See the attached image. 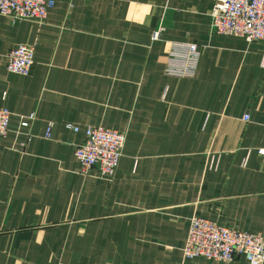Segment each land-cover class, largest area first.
<instances>
[{"label":"crops","instance_id":"0c3cea01","mask_svg":"<svg viewBox=\"0 0 264 264\" xmlns=\"http://www.w3.org/2000/svg\"><path fill=\"white\" fill-rule=\"evenodd\" d=\"M212 7L55 0L44 22L0 14V106L12 113L0 264H250L183 254L194 215L264 234V40L215 32ZM175 41L202 47L192 78L165 71ZM19 43L35 46L30 74L7 69ZM90 124L127 132L111 179L76 156Z\"/></svg>","mask_w":264,"mask_h":264},{"label":"built area","instance_id":"2783aa9c","mask_svg":"<svg viewBox=\"0 0 264 264\" xmlns=\"http://www.w3.org/2000/svg\"><path fill=\"white\" fill-rule=\"evenodd\" d=\"M212 27L220 34L239 35L248 42L264 40V0H212ZM55 0H0V14L16 20L44 22ZM154 39L160 37L156 31ZM202 47L194 42L175 41L171 44L165 71L168 74L192 78L196 75ZM35 64V46L19 43L7 54V69L30 74ZM11 110L0 106V144L10 130ZM35 113L22 117L21 125L30 127ZM244 118L248 119L249 114ZM67 126L75 130L79 126L71 122ZM52 123L46 136L51 133ZM32 137L28 132L25 145ZM127 132L103 124H90L84 138L76 145V156L83 168L95 166L106 178H113L126 141ZM264 158V146L257 148ZM184 258L235 260L244 256L250 264L264 263V234L250 232L221 223L217 220L194 215L183 248Z\"/></svg>","mask_w":264,"mask_h":264}]
</instances>
